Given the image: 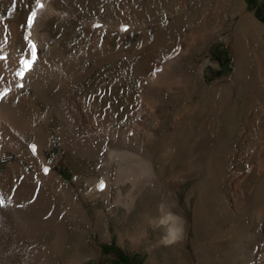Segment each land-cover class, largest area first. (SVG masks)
I'll use <instances>...</instances> for the list:
<instances>
[{"label": "rangeland", "instance_id": "374dc122", "mask_svg": "<svg viewBox=\"0 0 264 264\" xmlns=\"http://www.w3.org/2000/svg\"><path fill=\"white\" fill-rule=\"evenodd\" d=\"M22 2L4 0L2 16L21 22L25 12ZM53 3L47 13V7H40L41 0L33 1L27 17L33 11L36 16L31 27L26 21L24 39L32 46L35 39H26V32H36L41 43L39 34L48 31L50 37L38 49L40 58L51 52L56 42H60V47L66 51L81 44L80 54L69 62L61 61L68 65L66 77L72 69L87 75L99 58L109 55L111 47L120 45L128 51L129 54L119 61L99 65L78 92L83 94L92 90L97 96L107 92L110 102L107 100L109 103H106L111 105L113 100H122L114 113L115 127L126 131L120 141L125 139L128 145L143 148L150 142L143 131L154 137L157 135L153 137L152 153L165 183L162 195L152 201V214L165 193L172 191L178 193L181 209L193 220L189 228L190 242L183 245L164 247L158 245L157 240L137 246L131 241L121 243L120 233L126 228L133 230L149 205L145 191L132 214L134 222L127 223L121 208L118 215L109 214L108 221L99 222V227L90 232V238L101 250L92 255L88 246L84 247L81 250L87 254L84 264H264V0H57ZM119 5L135 7L140 17L114 23L113 10ZM248 14L250 17L243 23V28L238 27L240 20ZM91 19L93 24L89 27L87 22ZM254 24L257 29L251 35L246 33ZM242 34L247 38L250 68L246 73H236L235 61L240 48L234 40ZM195 46L199 50H195ZM163 56L166 59L160 62L164 65L176 64L187 56L196 60L192 69L194 78L186 82L190 92L185 96L178 92L169 105L136 104V95L143 98L145 89L155 80L154 72L159 73L164 68L163 65L160 70H155L151 63ZM133 61L141 63L143 80L132 71ZM16 69L18 73L23 69V75L16 74V79L0 90V105L9 101L18 106L14 87L20 88L23 94L31 89L27 74L33 67L29 70L23 63H18ZM122 73L123 80L120 79ZM107 80L108 86L101 85ZM119 86H122L119 91L111 93ZM46 90L49 93L53 87ZM50 95L51 92L47 94ZM177 103L180 111L176 109L177 115L170 113L165 120V112ZM41 107L42 114L35 121L34 129L41 128L44 119L50 116V110ZM135 108L139 110L138 114L130 118V112ZM212 120L217 125L212 134L213 146L204 156L202 168L190 166L187 156L192 150L193 135L207 132ZM53 121L52 130L60 125ZM104 136L107 137L106 133ZM40 141L39 137H32L29 143L36 146ZM66 152L56 135L54 147L45 149L47 160L56 162L63 180L76 185V179L81 178L84 186V179L95 175L90 169L92 160ZM67 155L72 157V165ZM15 159L11 152L2 157L0 174L7 162ZM23 163L31 170L26 162ZM101 180L96 183L95 195L105 189L97 187ZM244 183L249 184L245 196L241 190ZM139 184L143 186L144 182ZM122 188L124 192L128 187ZM242 196H247L244 204ZM2 206L0 222L4 210L16 215L14 209L7 207L8 201H3ZM85 206L93 212L103 204L99 200H85ZM108 228L112 231L111 236L105 235ZM53 235L54 231L45 236L40 264L49 262L51 245H47V241ZM151 248L156 250L151 251ZM119 254L127 256L125 263L121 260L118 263Z\"/></svg>", "mask_w": 264, "mask_h": 264}, {"label": "bare ground", "instance_id": "6f19581e", "mask_svg": "<svg viewBox=\"0 0 264 264\" xmlns=\"http://www.w3.org/2000/svg\"><path fill=\"white\" fill-rule=\"evenodd\" d=\"M33 1L23 0L25 12L22 21L18 22L2 16L4 0H0V90L12 79H16L18 63L32 59L33 47L24 39V33L27 14ZM46 1L41 0V4L47 7L48 13L54 5L53 1L57 0ZM137 15L139 12L135 7L119 5L113 10L112 20L114 23H119ZM248 17L250 14L240 20L238 27L243 28V23L247 22ZM92 19L87 22L89 27L93 24L90 23ZM254 29H257L255 24L250 29L247 28L246 33L251 35ZM26 34L30 40L35 39V42L31 44L35 45L37 57L32 65L33 70L29 71V75L27 74L31 89L23 94L20 88L14 87L18 106L9 101L0 105V160L8 152L16 156L15 160L7 162L4 172L0 174V200L8 201L7 207H11L16 213L12 216L3 211L0 222V264H40L43 257L41 245L46 242V234L52 231L54 235L47 241V245H51L48 264H84L87 257V254L81 252L84 247L88 246L89 253L92 255L101 250L98 243L90 238V232L99 227V222L108 221L109 214L118 215L121 208L127 223L134 222L132 214L138 206L140 196L145 191L148 193L149 205L133 230L126 228L120 233V242L125 244L126 241H131L137 246L143 242L158 241L160 231H154L148 224V219L157 215L156 207L152 214V201L162 195L165 183L157 171L152 153L154 138L157 135L154 137L149 132L143 131L145 139L150 141L149 145L143 148L128 145L125 139L120 141L124 138L126 131L115 127L117 121L114 113L122 104V100H113L112 106L108 104L110 101L107 92L102 96L92 94V90L83 94L78 92L81 84L99 65L109 61H119L129 54L128 51L126 52L120 45L111 47L108 50L109 55L99 58V62L92 66L87 75L72 69L70 76L66 77L68 65L62 64L65 62L61 61L69 62L80 54L81 44L73 50L66 51L60 47V42H56L52 51L40 58L38 49L41 43L50 37L48 31L39 34L41 43L38 41L36 32L30 31ZM236 37L234 44L240 48L235 61L236 73L240 71L246 73L250 68L249 56L246 53L247 38L245 34ZM194 49L199 50V47L195 46ZM164 58L166 59L163 56L159 61L155 60L151 63L155 70L163 67L164 62L160 61ZM195 65L196 60L190 56L183 57L173 65L166 63L162 71L154 72L155 80L145 89L143 98L139 99L136 95V104L143 102L145 106L150 103L169 105L178 92L180 96L187 95L190 91L186 82L194 78L192 69ZM132 71L139 75V80H143L142 65L139 61H133ZM123 73L121 80H123ZM109 84L107 80L101 85ZM52 87L53 90H51ZM121 87H117L111 93L119 91ZM46 88L51 90L50 96H47L49 93ZM112 99L113 96H111ZM177 105L178 103L169 107L164 114L165 120L170 113L177 115L175 110L180 111ZM41 106L50 110V116L49 119H44L41 128L34 129L35 121L42 114ZM136 108L130 112V118L137 116L139 110ZM57 116L59 119H54ZM136 120L138 121V118ZM213 120L206 129L207 132H198L197 135H193L192 150L187 156L190 159V166L202 168L203 158L213 146L212 134L217 126ZM52 121L60 124L54 130L51 129ZM55 135L67 152H74L82 158L92 160L90 169L95 175L91 174L92 176L85 178L84 186L81 178L76 179V185L71 181L63 180L56 168V162L47 160L45 149L54 147ZM32 137L41 139L40 144H36L35 151H33V145L30 146L34 141L29 143ZM68 157V162L72 165L73 159L71 156ZM23 162H26L31 170L26 168ZM46 168L47 172L44 171ZM99 177L105 181V189L100 195H95L93 191ZM237 179H235L236 182ZM140 181L144 182L143 186L139 184ZM124 185L128 188L123 192ZM242 186L241 190L245 196V193L249 191V184L244 183ZM244 196L241 201L243 204L247 200V196ZM85 200H99L103 206L100 209L94 208L91 212L90 208L85 206ZM161 200L172 203L174 205L172 210L183 216L187 222L186 237L178 244L190 242L189 228L193 220L181 209L178 193L169 191ZM0 207L3 206L0 205ZM107 225H109L108 222ZM111 234L112 231L108 228L105 235L111 236ZM71 240L72 244L69 245ZM153 250L156 249L151 248V251Z\"/></svg>", "mask_w": 264, "mask_h": 264}, {"label": "clouds", "instance_id": "9594fccd", "mask_svg": "<svg viewBox=\"0 0 264 264\" xmlns=\"http://www.w3.org/2000/svg\"><path fill=\"white\" fill-rule=\"evenodd\" d=\"M173 206L168 200H161L156 206L157 215L148 219L149 226L160 231L158 244L164 247L181 243L186 237L187 222L172 210Z\"/></svg>", "mask_w": 264, "mask_h": 264}, {"label": "snow or ice", "instance_id": "6c2138e0", "mask_svg": "<svg viewBox=\"0 0 264 264\" xmlns=\"http://www.w3.org/2000/svg\"><path fill=\"white\" fill-rule=\"evenodd\" d=\"M40 7H42V5H40ZM35 16H36V12L33 11V12H31V15H29V16L26 18V19H27V24H28L29 27H31V26L33 25V18H34ZM26 39H27V37H26ZM32 47H33L32 59L23 62L24 65H25L29 70L31 69L32 65L34 64V62H35L36 59H37V57H36V55H35V50H34V49H35V45H32ZM18 75H23V69L21 70L20 73H18ZM0 98H2V97H0ZM33 151H35V145H33ZM44 171L47 172L48 169L46 168V169H44ZM97 187H98L99 189H101V190L105 187V184H104L103 180L100 181V183L97 185ZM2 204H3V201L0 200V205H2Z\"/></svg>", "mask_w": 264, "mask_h": 264}, {"label": "trees", "instance_id": "16d2710c", "mask_svg": "<svg viewBox=\"0 0 264 264\" xmlns=\"http://www.w3.org/2000/svg\"><path fill=\"white\" fill-rule=\"evenodd\" d=\"M111 245H113V244H110V246H111ZM126 257H127V256L124 255V254H119V256H118V263L120 262V260H121V262L125 263V261L127 260Z\"/></svg>", "mask_w": 264, "mask_h": 264}]
</instances>
